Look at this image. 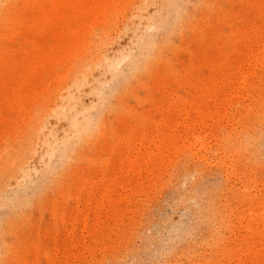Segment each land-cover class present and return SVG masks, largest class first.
<instances>
[{
  "label": "rangeland",
  "instance_id": "obj_1",
  "mask_svg": "<svg viewBox=\"0 0 264 264\" xmlns=\"http://www.w3.org/2000/svg\"><path fill=\"white\" fill-rule=\"evenodd\" d=\"M0 264H264V0H0Z\"/></svg>",
  "mask_w": 264,
  "mask_h": 264
}]
</instances>
